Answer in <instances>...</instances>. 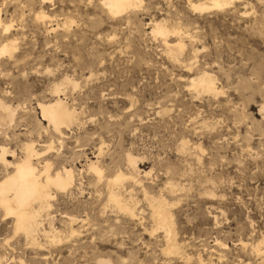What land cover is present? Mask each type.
Instances as JSON below:
<instances>
[{"label":"rangeland","instance_id":"374dc122","mask_svg":"<svg viewBox=\"0 0 264 264\" xmlns=\"http://www.w3.org/2000/svg\"><path fill=\"white\" fill-rule=\"evenodd\" d=\"M206 1L137 0L112 16L101 0H0L10 26L0 46L16 44L0 56V102L14 111L0 122L11 164L0 161V181L32 143L38 170L48 162L51 174L72 169L76 179L69 193L51 189L41 231H63L75 217L80 232L63 243L40 232L32 245L0 208V264H264V0L191 6ZM155 23L170 45L181 40L177 59L152 34ZM203 73L216 96L190 87ZM57 99L75 115L61 135L38 109ZM118 173L129 179L110 185ZM159 199L178 254L153 218Z\"/></svg>","mask_w":264,"mask_h":264},{"label":"bare ground","instance_id":"6f19581e","mask_svg":"<svg viewBox=\"0 0 264 264\" xmlns=\"http://www.w3.org/2000/svg\"><path fill=\"white\" fill-rule=\"evenodd\" d=\"M101 1L108 13L112 16L120 15L131 7H138L137 0ZM206 2L208 3H196L192 4L191 6L195 11L197 10L199 12L213 8L219 9L231 4L230 0H207ZM38 18L44 19L45 17L38 16ZM69 24L70 22H65L66 26H69ZM1 27L5 32H7L10 28V26L3 25L0 16V28ZM176 31L177 30H173L172 32L180 35ZM169 33L170 32L167 31L161 23H155L153 25L152 34L161 37L163 45L169 51V54L173 58L177 59V56L183 51V44L180 40L176 44L170 45L167 41ZM15 48L16 44L14 41H9L2 44L0 46V56L12 54ZM190 87H192L197 93H205L213 96L219 94L217 88L215 87L214 79L207 73H203V75L200 77L190 79ZM55 91L57 94L60 92V90L57 88ZM38 109L40 110L43 121H46L60 135L62 134V126H68L75 120L74 112L70 111L60 99L48 104H39ZM0 110L1 112H4V115L0 116V122H12L14 111L9 106H6L1 102ZM262 110L264 111V107ZM47 149H50V147ZM7 154V149L0 147V161L6 165H11L6 160L8 157ZM23 154V158L13 165L12 173L7 176L5 175L6 177L0 181V208L4 211L5 216H10L14 219L15 232L23 233L32 245H39L36 236L40 232L47 239L52 238L50 239L51 241L54 242V240H57L59 243L66 242V240L72 239L74 237H78L80 232L74 227L77 223H79V221L75 217H66L65 222L62 220L65 228L63 231H56L52 225H50L49 231L43 229L42 232V224L39 222L41 213L46 211L48 212V210L51 208L50 202L54 199L52 193L50 192L51 189L53 188L56 193L64 195L67 192L69 193V191L74 187L76 179L72 169L70 170L63 168L61 171L51 174V165L48 162H45L41 169L38 170L33 164V161L39 160L42 155L35 150V147L32 143L24 145ZM126 159L133 170L137 171L135 158L128 155ZM88 171L93 172L98 177V179L102 178V171L94 163L88 165ZM146 174L147 173H145V175ZM131 177L132 178H130V180H132V182H137L133 176ZM127 179L129 178L124 174L118 173L111 180H109L108 183L112 186H119ZM108 200L120 212L131 217L135 215L134 211L128 206V203L126 204L121 199L119 193L116 194V192H110ZM165 205L166 203L162 199L156 201L154 206L155 209H153L152 215L156 221V225L161 226L168 236L167 252L171 254H178L179 247L175 244L176 242L174 240L173 230L170 227L171 221L168 218ZM257 251H259L258 248ZM96 264L111 263L109 260L99 259Z\"/></svg>","mask_w":264,"mask_h":264}]
</instances>
